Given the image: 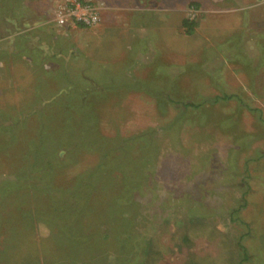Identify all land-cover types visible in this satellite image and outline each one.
Listing matches in <instances>:
<instances>
[{
	"label": "rangeland",
	"instance_id": "obj_1",
	"mask_svg": "<svg viewBox=\"0 0 264 264\" xmlns=\"http://www.w3.org/2000/svg\"><path fill=\"white\" fill-rule=\"evenodd\" d=\"M57 2L0 0V264H264V0Z\"/></svg>",
	"mask_w": 264,
	"mask_h": 264
},
{
	"label": "built area",
	"instance_id": "obj_2",
	"mask_svg": "<svg viewBox=\"0 0 264 264\" xmlns=\"http://www.w3.org/2000/svg\"><path fill=\"white\" fill-rule=\"evenodd\" d=\"M54 24L59 28H92L100 22L97 0H58Z\"/></svg>",
	"mask_w": 264,
	"mask_h": 264
},
{
	"label": "trees",
	"instance_id": "obj_3",
	"mask_svg": "<svg viewBox=\"0 0 264 264\" xmlns=\"http://www.w3.org/2000/svg\"><path fill=\"white\" fill-rule=\"evenodd\" d=\"M185 25H188V33H193V30H192V27H193V24H190L188 22H185ZM186 107H188V105H186Z\"/></svg>",
	"mask_w": 264,
	"mask_h": 264
}]
</instances>
